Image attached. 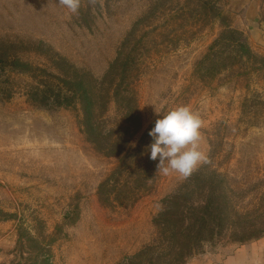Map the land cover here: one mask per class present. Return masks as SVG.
<instances>
[{"label":"rangeland","instance_id":"1","mask_svg":"<svg viewBox=\"0 0 264 264\" xmlns=\"http://www.w3.org/2000/svg\"><path fill=\"white\" fill-rule=\"evenodd\" d=\"M80 7L74 14L59 0H0V56L101 79L132 34L130 47L142 46L131 80L142 118L134 143L156 111L189 106L202 120L200 149L225 178L232 220L193 257L263 236L264 0H81ZM228 27L251 54L223 48L202 64ZM31 84L11 70L0 80V264H143L133 257L152 244L161 255L156 221L187 178L157 172L135 201L101 202L99 186L118 160L88 141L80 106L36 105L27 97ZM126 113L114 98L105 128L117 130Z\"/></svg>","mask_w":264,"mask_h":264},{"label":"trees","instance_id":"2","mask_svg":"<svg viewBox=\"0 0 264 264\" xmlns=\"http://www.w3.org/2000/svg\"><path fill=\"white\" fill-rule=\"evenodd\" d=\"M132 38L130 34L122 43L117 58L101 79L73 66L57 63L53 65L56 67L52 72L23 63L17 56H0V80L6 76L7 70H11L26 74L35 81L27 91L30 102L56 108L80 106L82 130L88 141L105 156L118 160L111 176L98 189L100 201L107 205H125L135 201L157 176L159 161L151 160L148 151L152 143L148 133L155 122L134 143L142 129V118L133 101L131 80L132 68L139 66L138 53L142 46L137 41L131 48ZM237 47L243 53L251 54L243 35L228 27L223 31V39L214 44L211 54L204 58L202 64H207L210 55L223 48ZM114 98L125 106L127 113L117 130H110L105 128L104 114ZM211 168L209 164L199 167L175 196L165 202L166 207L156 221L162 235L161 245H166L161 249V255L154 257L156 247L152 244L133 258L143 256V264H186L205 242L222 233L223 225L232 220L227 211L230 200L225 178Z\"/></svg>","mask_w":264,"mask_h":264},{"label":"clouds","instance_id":"3","mask_svg":"<svg viewBox=\"0 0 264 264\" xmlns=\"http://www.w3.org/2000/svg\"><path fill=\"white\" fill-rule=\"evenodd\" d=\"M71 13H77L81 0H59ZM158 119L149 131L152 143L148 146L150 159L158 160L156 173H178L188 178L201 165L210 163L200 149V115L189 106H178L164 114L157 112Z\"/></svg>","mask_w":264,"mask_h":264},{"label":"crops","instance_id":"4","mask_svg":"<svg viewBox=\"0 0 264 264\" xmlns=\"http://www.w3.org/2000/svg\"><path fill=\"white\" fill-rule=\"evenodd\" d=\"M186 264H264V235L225 254L205 253L191 257Z\"/></svg>","mask_w":264,"mask_h":264}]
</instances>
